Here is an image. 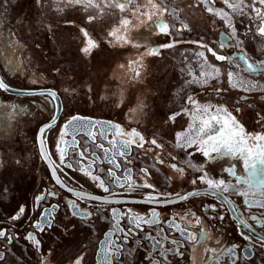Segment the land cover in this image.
<instances>
[{"label": "rangeland", "instance_id": "rangeland-1", "mask_svg": "<svg viewBox=\"0 0 264 264\" xmlns=\"http://www.w3.org/2000/svg\"><path fill=\"white\" fill-rule=\"evenodd\" d=\"M144 2L147 11L155 13L154 20L159 17L167 23L170 35L160 34L150 21L142 23L146 18L140 13L132 14L140 0H132L124 12L106 7L107 0H93L100 9L68 0H0V43L11 42L3 48L10 63L0 58L1 68L13 83L32 89H57L68 110L118 118L142 129L164 147L172 146L195 172L203 168L212 176L232 177L221 169L234 162L237 175H244L242 161L209 160L195 144L181 148L176 136L189 131L197 106L207 105L213 112L226 109L243 125L245 133L263 130L264 72L251 73L239 59H232L242 53L253 64L264 61V35L257 31L264 21L252 11V0H229L240 5L235 11L224 0H152L155 8L148 5V0ZM256 7L264 15L259 0ZM88 16L96 18L89 22ZM125 18L131 23L122 26ZM116 28L120 29L118 35L126 36L131 43L120 44L110 36ZM222 34L232 37L230 45L223 48ZM89 38L98 46L85 55L82 48ZM137 43L144 46H135ZM169 43L173 46L160 47ZM200 44L227 59L216 60ZM153 47L159 49L158 55L151 54ZM199 52H204V57H199ZM136 71L140 75L133 79ZM229 73L232 83L237 84L235 88L229 83ZM241 80L247 83L241 85ZM189 97L196 103H190ZM34 99L17 100L0 91V173L5 171L0 183L4 185L6 204L24 186L23 159L18 157L21 153L16 138L23 132L35 136L42 123L36 119L43 111L39 106L42 99L37 98L36 105ZM172 114H178L175 120L169 119ZM200 160L204 162L200 164ZM248 192L264 193L261 189Z\"/></svg>", "mask_w": 264, "mask_h": 264}, {"label": "flooded vegetation", "instance_id": "flooded-vegetation-1", "mask_svg": "<svg viewBox=\"0 0 264 264\" xmlns=\"http://www.w3.org/2000/svg\"><path fill=\"white\" fill-rule=\"evenodd\" d=\"M58 91V90H57ZM59 92V91H58ZM60 94V92H59ZM9 96V95H8ZM63 101V112L58 123L48 130L44 135L45 146L48 156L57 175L63 180L68 187L74 188L75 191H83L89 196H100L103 203L97 201L84 200L76 197L74 192L69 194L66 189L56 183L51 170L42 160L37 146V132L39 127L48 122L54 114V104L48 102L44 96L41 97H14L17 100L22 98L36 99L41 98L39 106L47 114L44 120L37 128L35 136L31 137L24 132L16 138V147L21 154L22 168L24 174V186L20 193L17 194L8 204L4 199V185L0 183V227L7 230V234L13 236L11 245H7V240L0 239V253L4 254L7 264H73L74 257L83 256L82 264H104V258L101 252L104 247V238L107 232L115 233L112 236V242L122 247L119 256H112L111 264H216L215 256L221 253V250L227 249L232 245H237V255L235 261L227 256H221L219 264H264V246L261 245L258 237L264 236V209L247 207V197L255 199H264V193L252 194L248 192L247 197L236 192L230 191L222 193V188L215 191L222 193L224 200L219 196L201 193L199 196H191L188 199L176 201L179 197L194 191H209L206 181L197 179L203 175L202 172H195L190 168L192 164L180 158V154L175 150L164 147L157 139V148L147 141L153 139L142 129L133 127L109 116H93L82 112H73L68 110V104L60 94ZM13 97V96H10ZM36 112V111H34ZM74 115L90 118L94 121L91 131L95 136L93 138L85 132L76 134L74 137L69 132L64 136L65 143L62 145L67 156L63 161L59 158L57 145L60 143V135L63 123ZM108 122H114L121 125L124 129V135L119 140H131L130 155L122 157L118 154V149H114L107 140L101 136L103 131L102 125L106 126ZM133 129L139 132L146 143L143 148L137 147L140 143L138 138H133L127 133ZM111 132V130H109ZM113 137L111 134L108 140ZM75 139L76 144L70 145L68 142ZM103 143L105 148L110 149V154H116V160L119 168H115L108 161L104 152L96 147L97 144ZM169 147V148H170ZM85 148V158L80 159L78 153ZM175 157V159H173ZM1 158V156H0ZM1 160V159H0ZM126 160L130 163L126 164ZM79 161V163H77ZM163 161V163H160ZM200 164L204 160L198 161ZM73 165L72 169L66 167L67 164ZM172 164L176 165V169ZM91 165L92 171L85 174L81 171V166L87 168ZM147 169V173L141 171ZM103 169V171H100ZM109 169L116 173V179L108 175ZM126 169H130L131 175L126 174ZM5 171L0 173V180L3 181ZM98 175L104 181L105 187L109 189L104 192L93 182L90 177ZM196 179V183L191 181ZM206 179L219 180L224 179L226 184H236L234 177L225 174L209 175ZM154 185V188H148L144 185ZM241 191H246L245 185H239ZM49 192H56L57 197L48 196ZM76 200L79 207L84 211L92 212L90 219L81 220L68 214L66 201L68 196ZM45 196L46 199L39 201L36 198ZM148 196H156L160 199H167L168 203H158L149 201ZM228 200H231L235 209V216H241L254 229L251 241H246L238 234L243 231L245 235H250L247 229L241 227L238 220L233 216V207H229ZM215 204L219 211H209L208 206ZM58 205L59 211L52 214L53 226L46 228L44 232L30 226L32 221H36L40 215L41 207ZM20 206L25 207L23 214L18 213ZM99 206L104 209L103 212H97ZM115 211L118 216H111ZM155 211L156 225L149 227L144 224L141 229H133V234L124 240L123 233L132 227L130 219L133 215L151 218L150 213ZM195 215H192V214ZM224 216L221 221L215 217ZM14 215L19 216L18 220L11 219ZM103 216L104 219L100 217ZM256 216L258 220H248V217ZM197 218L200 223L197 224ZM175 220L176 225L186 230V232L200 237L201 230H207V238L193 246V242L187 241L176 228H170L168 221ZM119 224V229L117 228ZM162 234H158L161 233ZM31 232L40 241L41 249L38 251L31 241L25 240V235ZM17 233L19 236L17 238ZM151 234L153 240L147 239ZM167 236V240L164 236ZM178 241L183 244L179 248L181 255L174 252H167L165 249L176 248V244L171 241ZM154 241H160V245L153 247ZM250 248L251 254L246 255L242 250ZM10 249V251H9ZM207 250V251H206ZM3 264V262H0Z\"/></svg>", "mask_w": 264, "mask_h": 264}, {"label": "snow or ice", "instance_id": "snow-or-ice-1", "mask_svg": "<svg viewBox=\"0 0 264 264\" xmlns=\"http://www.w3.org/2000/svg\"><path fill=\"white\" fill-rule=\"evenodd\" d=\"M243 2V0H241ZM68 3H75L77 5L84 4L85 8L89 7H96L97 9L101 8L100 4H94L93 0H68ZM224 3L227 4V6L234 11L236 9L240 8L239 4H231L229 3V0H224ZM259 3L261 5H264V0H259ZM132 4V0H107V3L105 4L106 7H115L119 9L121 12H124L128 5ZM148 5H150L152 8H155L156 6L152 4V0H148ZM245 7H248V5H245ZM144 8L145 10L143 12H140V9ZM251 9L254 13H256V16L259 17L262 21H264V15L261 14V10L256 7V0H252L251 3ZM241 12H243V9H240ZM102 11V9H101ZM208 12H212L213 9L211 7L207 8ZM222 11V10H221ZM137 13H140L143 17L146 19L144 21H141L142 23L152 22L155 29L158 30L160 34L163 35H170V31L168 28V25L166 22L162 21L157 17L155 20L153 19V16L155 13H149L147 11V7L145 5L144 0H140L139 4L134 5V8L132 10V14L136 15ZM224 16H227L226 13H224ZM96 17L94 16H88L87 19L89 22L94 20ZM223 18V17H222ZM131 23V21L127 18L123 19L121 21L122 26H127ZM229 27L232 28V31L235 32L234 27L229 24ZM257 31L260 35H264V23H261ZM81 32H83V35L85 37H89V34L84 29H81ZM120 32L119 28L114 29L109 33L110 36L114 37L115 40L120 43H131L130 40L127 39L124 35H118ZM232 37L228 35L222 34L221 38V48L227 47L230 45ZM238 43H242L239 42ZM5 45H11L10 41H5L4 43H0V58L4 60L5 63H10L8 61L6 53L3 51V48ZM98 45L89 38L87 40V45L82 48V52L85 55H89L93 48L97 47ZM135 46H144L139 43H137ZM173 44H165L161 45L160 47H171ZM202 48H207V51L210 52L216 60L218 61H224L227 58L223 55L217 54L216 51H214L212 48L207 47V45L200 44L199 45ZM154 55L159 54V49L156 47L152 48V53ZM199 57H204V52L197 53ZM232 59H239L244 65L245 70L254 73L259 74L264 72V61H261L259 63L253 64L250 63L246 57V55L240 53L232 57ZM202 69V75H203V69L204 64H201ZM238 67V65H237ZM218 73V69L214 70ZM140 73L139 71L135 72V75L133 79L139 77ZM211 76L212 74L209 73ZM232 73H229V83L232 85V87H237V84L232 83ZM197 83H207V80L200 81L196 80ZM247 82L240 81V84L243 85ZM11 89V85L5 82L4 78L0 76V91L7 92ZM31 94H39L42 96H45L48 99V102L56 104L58 108H62V105L58 103L59 96L57 91L52 89H44L39 91L38 93L35 90H29ZM217 91H220L217 89ZM23 94V93H21ZM190 103L195 104L196 102L191 99V97L188 98ZM122 103V101H121ZM119 106V105H118ZM212 106L207 105L204 108H199L197 106V112L192 116V123L189 125V131L185 133H178L176 138L177 141H179V146L181 148H187L192 146L193 144L197 145L198 151L202 153L204 157H208L209 160L212 161H221V160H239L242 161V168L244 175H237V165L236 163H231L230 166L226 168H222L221 172H226L230 176L234 177L236 180V184L227 183L224 179L219 180H213V179H206L208 176L207 172H204L203 168L198 169L200 172L203 173V175L199 176L197 179H200L201 181H206L209 193L213 196H219L221 200H224V197L222 193H228L230 191L236 192L240 195H243L247 197L248 191H251L252 189H261L264 191V133H257V134H247L245 133L243 125L239 123V121L236 120L234 116H232L231 113H229L224 108H218L215 110V112L211 111ZM134 111V109H133ZM239 109H237V112ZM178 114H172L170 115L169 119L175 120V117ZM223 117V118H222ZM56 120V113L54 110L53 118L50 120V122L46 126H42L40 128V144H41V151H43V134L45 133L46 129H50L54 126ZM198 121V123H197ZM94 121H92L90 118L81 117L78 115H74L68 120H66L63 125L61 126L62 131L60 135V143L57 145V149L59 151V158L61 161L65 159V157L68 155L67 152H65L62 145L65 143L64 136L68 135L69 132L73 135V137L76 134L85 132L87 129L86 134L91 136L93 138V142H95V136L91 131L90 126H94ZM103 131L101 132V136L104 140H107V142L112 145L114 149H118V154L122 157H127L130 155V148L132 141L131 140H119V137L121 135H124V129L121 127L120 124L114 123V122H108L106 126L102 125ZM194 131V135L192 134V130ZM111 130V132H109ZM109 134L112 135V139L108 140ZM127 135L138 138L140 143L137 145L139 148H143L146 141L144 140V137L137 132L135 129H133L130 133H127ZM250 141L252 143H250ZM70 145H75L77 142L75 139L68 142ZM147 143H150L151 145L156 146L157 148L161 147V145L157 144V141L155 138L151 139L150 141H147ZM96 147L100 150H102L106 157H108L109 163H111L115 168H119V164L116 160V154H110V149L105 148L103 143L97 144ZM88 152V149L85 148L83 151L79 152L78 155L80 159L85 158V153ZM215 154V155H213ZM191 155V153H189ZM45 159H48L47 154L44 156ZM175 159V157H173ZM126 164L130 163V161L126 160ZM79 163V161H77ZM160 163H163V161H160ZM67 168L72 169L73 165L71 163L66 165ZM171 167L176 169V165L172 164ZM177 171H182V169H176ZM53 174L55 173L56 169H52ZM81 171L85 174H88L92 171L91 165H89L87 168H84L81 166ZM100 171H103L101 169ZM142 172L147 173L146 168L141 169ZM126 174L131 175L130 169H126ZM108 175L114 179H116L117 183H120L119 179L116 178V173L113 172L111 169H109ZM91 182H93L95 185H97L99 188L103 189L104 192H108L109 189L105 187L104 181L100 179L98 175H92L90 177ZM56 183L59 184L62 188L66 189L69 194H72L74 192L76 197H80L84 200H91V201H97L99 203H103L104 201H101L100 196H89L86 193L81 191H75L74 188H70L67 186V184L61 180L59 176L56 177ZM192 184L196 183V179H193L191 181ZM239 185H246L248 191H241L239 188ZM148 188H154V185L148 184L144 185ZM222 193H219L215 190L221 189ZM0 191H3L0 189ZM201 193L199 191H194L187 193L184 196L179 197L180 200H185L190 198L191 196H199ZM48 196H51L53 198L57 197L56 192H49ZM39 201H43L46 199L45 196H39L36 198ZM149 201H157L158 203H168L167 199H160L156 196H148ZM229 204V207L232 206L231 200L227 201ZM247 207H252L254 202L252 201H246ZM259 207L264 208V202H261ZM66 208L68 210V214L72 215L73 217H76L81 220L90 219L92 217V212L90 211H84L82 210L79 205L77 204L76 200L71 198V195L68 196L66 201ZM209 211H219L217 206L215 204L208 206ZM18 213L23 214L25 212V207L20 206L18 208ZM59 211L58 205H51L49 207H41L40 208V215L37 217L36 221H32L31 225L32 227L38 229L40 232H44L46 228H51L53 226V218L52 214L54 212ZM97 212H103L104 209L97 206L96 208ZM119 214L115 211L111 212V216H118ZM192 215H195L194 213ZM157 216V213L155 211H152L150 213L151 218H145L140 217L138 215H133L130 219V224L132 225L131 228H129L126 232L123 233L125 242L128 239V236L130 234H133V229H141L144 224L148 225L149 227L156 225L159 223L158 220L155 219ZM233 216L236 220L239 221L242 228L247 229L248 233L250 235H245L243 231L239 232L238 234L242 237V239L246 241H251L252 235L254 234V229L245 221V219L241 218V216H235V209L233 207ZM20 217L14 215L11 219L18 220ZM101 219H104L103 216L100 217ZM217 219H220L221 221L224 219V216L221 214L218 217H215ZM248 220H258V217L251 216L248 217ZM197 224L200 223L199 218H197ZM168 226L170 228H176L184 238L189 241L193 242V246L195 247L196 244H199L203 242L207 238V230L202 229L200 237L197 238L195 235L186 232L185 229L180 228L178 225H176L175 220H170L167 222ZM262 225H264V221H260ZM117 228L119 229V224L117 223ZM162 234V230L161 233ZM115 233L107 232L105 234L104 238V247L101 252V255L104 258V264H111L112 256L116 255L119 256L120 252L123 250L120 245H116L112 242V236H114ZM19 236V233H17V238ZM7 240V245H11L13 242V236L7 234V230L5 228L0 227V239ZM147 239L153 240V237L151 234L147 235ZM164 239L167 240V236H164ZM258 239L261 242V245L264 246V236L258 237ZM25 240L31 241L32 245L35 246V248L39 251L41 249L40 241L34 236L31 232L27 233L25 235ZM170 243L176 244L177 247L173 249H165L164 254L167 252H174L177 255H181L182 253L179 252V248L183 247V244H180L178 241H171ZM160 245V241H154L153 247H157ZM237 245H232L227 249L221 250V253L217 254L215 256V262L216 264H219V260L221 256L227 255L231 257L234 261L237 255ZM10 251V249H9ZM207 251V250H206ZM246 255L251 254L250 248H244L242 250ZM83 256H77L73 259V264H82ZM0 262H3V264H7L4 254L0 253ZM43 264V260H42Z\"/></svg>", "mask_w": 264, "mask_h": 264}, {"label": "water", "instance_id": "water-1", "mask_svg": "<svg viewBox=\"0 0 264 264\" xmlns=\"http://www.w3.org/2000/svg\"><path fill=\"white\" fill-rule=\"evenodd\" d=\"M247 59H248V58H247ZM248 61H249L250 63H252L249 59H248ZM0 76H2V74H1V70H0ZM2 77H3V76H2ZM9 85H10V84H9ZM44 89H52V90L57 91L56 89H53V88L21 89V88H17V87H14V86L11 85V89H10L9 91H7V92L2 91V92L6 93V94L9 95V96H13V97H41L42 95H39V94H31L29 90H35V91L38 93L39 91L44 90ZM21 93H23V94H21ZM57 93H58V96H59V101H58V103L62 105V108H58V107L56 106V104H54V110H55V113H56V120H55L54 126L58 123V121H59V119H60V116H61V114H62V112H63V101H62V98H61V96H60V94H59L58 91H57ZM44 97H45V96H44ZM52 118H53V116H52ZM52 118H51L50 120H52ZM50 120H49L48 122L42 124V125L39 127L38 132H37L36 139H37V146H38L39 154H40L42 160L47 164V166H48L49 169L51 170V173H52L54 179L56 180V177H57L58 175H57L56 172L53 174L52 169H53L54 167H53V165H52V163H51V160H50V158H49V156H48L47 149H46V146H45V141H44V144H43V151H41V144H40V139H41V136H40V128H41L42 126H46V125L50 122ZM54 126H53V127H54ZM53 127H52V128H53ZM50 129H51V128H50ZM50 129H46L45 133H46L48 130H50ZM45 133L43 134V139H44V135H45ZM45 154H47L48 159H45V158H44ZM199 192H200V193H204V192H208V193H209V191H206V190H202V191H199ZM224 199H225V198H224ZM176 201H181V200H180V199H177V200H175L174 202H176ZM247 201H252V202H254V204H253V206H252L253 208H261V209H264V208L258 206L261 202H264V199H255V198H249V197H247Z\"/></svg>", "mask_w": 264, "mask_h": 264}, {"label": "trees", "instance_id": "trees-1", "mask_svg": "<svg viewBox=\"0 0 264 264\" xmlns=\"http://www.w3.org/2000/svg\"><path fill=\"white\" fill-rule=\"evenodd\" d=\"M0 70H1V74H2V76H3V78H4V80H5V82L6 83H8V84H10V85H12V86H14V87H17V88H21V89H32V88H27V87H25V86H22V85H20L19 83H13L11 80H9L6 76H5V72H3V69L1 68V65H0ZM44 88H52V87H49V86H44ZM53 89H55V88H53ZM57 90V89H56ZM2 92V91H1ZM2 93H4V92H2ZM6 96H8L6 93H4ZM39 99H41V98H39ZM38 100V99H37ZM47 114H45V113H43V111L42 112H40L39 111V113H38V115L37 116H39V117H37L36 119L38 120V119H40V123H41V121L43 122L44 120H46L47 119V116H46ZM258 133H264V128H263V130H260ZM247 134H250V133H247ZM252 134L254 135V134H257L256 132H254V131H252ZM250 143H252L251 141H250Z\"/></svg>", "mask_w": 264, "mask_h": 264}]
</instances>
